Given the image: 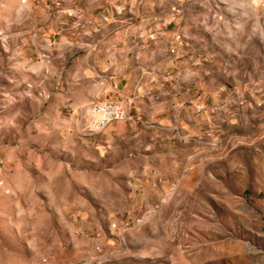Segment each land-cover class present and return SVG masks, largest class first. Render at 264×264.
I'll return each mask as SVG.
<instances>
[{
  "label": "rangeland",
  "instance_id": "obj_1",
  "mask_svg": "<svg viewBox=\"0 0 264 264\" xmlns=\"http://www.w3.org/2000/svg\"><path fill=\"white\" fill-rule=\"evenodd\" d=\"M29 5L144 41L193 83L195 117L171 147L147 122L99 139L96 163L52 141L49 173L41 156L33 175L0 176V264H264V0H0V24Z\"/></svg>",
  "mask_w": 264,
  "mask_h": 264
},
{
  "label": "crops",
  "instance_id": "obj_2",
  "mask_svg": "<svg viewBox=\"0 0 264 264\" xmlns=\"http://www.w3.org/2000/svg\"><path fill=\"white\" fill-rule=\"evenodd\" d=\"M60 17L29 5L16 9L13 23L0 24V176L33 175L41 156L47 168L37 170L49 173L52 141L93 164L99 139L124 143L152 122L155 138L171 147V126L194 125L193 83L180 89L179 73L144 52V41L128 40L122 30L100 34V25L77 32ZM94 101L117 103L125 119L99 135H76L74 115Z\"/></svg>",
  "mask_w": 264,
  "mask_h": 264
},
{
  "label": "built area",
  "instance_id": "obj_3",
  "mask_svg": "<svg viewBox=\"0 0 264 264\" xmlns=\"http://www.w3.org/2000/svg\"><path fill=\"white\" fill-rule=\"evenodd\" d=\"M125 119L122 108L111 101H94L93 110L86 112L84 122L87 137L102 134L113 121Z\"/></svg>",
  "mask_w": 264,
  "mask_h": 264
},
{
  "label": "bare ground",
  "instance_id": "obj_4",
  "mask_svg": "<svg viewBox=\"0 0 264 264\" xmlns=\"http://www.w3.org/2000/svg\"><path fill=\"white\" fill-rule=\"evenodd\" d=\"M91 110H93V108H91Z\"/></svg>",
  "mask_w": 264,
  "mask_h": 264
}]
</instances>
